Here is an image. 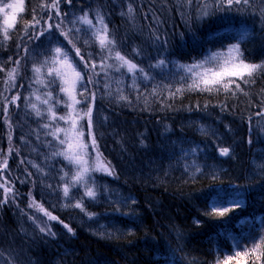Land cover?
<instances>
[{
  "label": "trees",
  "instance_id": "obj_1",
  "mask_svg": "<svg viewBox=\"0 0 264 264\" xmlns=\"http://www.w3.org/2000/svg\"><path fill=\"white\" fill-rule=\"evenodd\" d=\"M11 1L0 0V6ZM23 1L11 28L0 18V168L5 160L8 164L0 183L13 187L8 202L0 203V264H225L236 252L244 253L245 260L232 259L231 264H264V116L258 115L264 113V19L258 18L264 0H250L257 15L246 6L203 19L182 7L183 0H73L71 8L61 0V11H69L82 29L74 42L85 60L101 48L83 32L87 26L78 20L81 9L90 18L96 12L104 15L109 38L116 36L115 49L139 70L150 71L159 59L169 68L196 65L235 44L246 63L262 65L252 77H244L254 83L223 78L229 91L218 84L197 88L188 81L167 87L152 76L148 88L129 96L126 88L110 85L100 73L91 105L92 131L101 161H110L115 175L90 173L100 189L94 200L83 195V187L68 197L61 192L60 176L68 169L50 134L57 120L45 116L44 103L49 99L57 116L65 111L61 79L55 75L52 83L49 76V88L43 78L36 83L35 68H44L47 78L49 68L31 55L15 65L24 55L19 49L34 46L24 37L25 31L31 32L33 9L39 18L40 4L47 2ZM129 4L132 14L127 12ZM66 51L62 48L61 54ZM67 58L76 71H83L74 52ZM13 67L14 81L9 79ZM17 92L18 107L8 105L9 127L3 119L4 97ZM83 121L86 144L95 157L87 118ZM221 147L229 148L228 156L219 154ZM48 184L53 187L47 189ZM15 193L19 195L13 202ZM33 197L34 204L58 217L47 221L54 236L41 233L32 219L36 213L44 216L29 207ZM81 200L83 211L74 207ZM234 201L241 206L224 216L210 214V205ZM260 236L257 257L250 249Z\"/></svg>",
  "mask_w": 264,
  "mask_h": 264
},
{
  "label": "snow or ice",
  "instance_id": "obj_2",
  "mask_svg": "<svg viewBox=\"0 0 264 264\" xmlns=\"http://www.w3.org/2000/svg\"><path fill=\"white\" fill-rule=\"evenodd\" d=\"M22 3L23 0H20ZM179 2V0H178ZM63 3L69 8L73 6V0H63ZM61 0H47V2H42L40 4V9L42 10L40 17L37 18L36 9H33V17H32V23L30 24L31 32L25 31L24 37L27 38V41L29 44L34 45L31 49L29 47H21L19 49L20 52H22L24 55L23 57L17 58L15 60V65L19 66L21 59L27 60L28 56H34L38 62H40L42 65H47L49 68L48 75L50 77H53L52 83L55 82V75L58 72V69H56L54 66L57 63L65 62L67 60L68 54L74 52L75 56L80 58V62H83V71H76L73 69L74 72V79L71 81H68L65 79V84H69V87H65L62 90L69 95V99L71 100V104L66 103V107H71L72 104H80L82 101L77 100L75 98V95L73 94L74 90L79 87V93L82 97L83 102L85 103L86 110L83 111V115H79L80 119L87 118L88 121V129H89V137H90V145L95 153V160L96 164L93 168L89 169L87 166V161L83 159V155L79 151H74L73 149H83L84 153L87 154L86 150L88 148V144H84L81 141V137H83L84 132L82 129L77 128V120L71 116V114L67 115H61L59 117L56 116L55 112H52L53 120H62L65 121V123H68L70 125L69 128H62L58 125L54 126L53 131L50 133L53 138L58 141L60 144H66L68 152L65 153H58V155H63L64 158L68 161L67 165H64V167H68L69 165H75L76 166V172L74 176L72 177V181L75 185L78 187H83L84 193L83 195L92 198L93 200L99 195L100 189L96 187L95 178L91 176V172H103L109 176L115 175V170L113 167H111V162L101 161L102 153L99 151V146L97 144L96 136L94 132L92 131L93 128V122H92V107L91 105L94 104V101L96 99V93H95V86L100 84V80L97 79V77L100 76V73L96 71L97 69V61L92 58L91 55L88 56V59L85 60V57L81 55V49L76 46V43L74 41L79 39V33H81L82 29L80 27L76 26V19L72 15H70L69 11H61ZM182 7H186L188 9H191L192 12L198 13L199 15L196 16V19H203L206 16L215 15L216 12H239L242 9H244L246 6L250 9L251 15H257V12L255 9L251 8L250 0H183V3L181 5ZM8 9H16L18 7L17 4H7L5 6ZM5 11L4 7H0V12ZM133 8L129 4L127 12L128 14L133 13ZM82 15L78 17V20L81 24L86 25L87 28L83 29V32L86 35H90L98 39L101 52L99 54L100 60V67L101 69H104L105 67L112 68L114 71L119 72L120 68L124 65H127L128 71L131 72L133 69L137 67L136 64L132 63L130 60L126 59L124 55H121V52L119 50H115V45L117 43L116 36L113 34L111 38H109L108 35V25L105 22V17L99 12H96L93 14V16L90 18L88 15V11L86 9H81ZM46 13V14H45ZM14 15V14H13ZM147 18V17H146ZM258 18L264 19V9H261L259 12ZM96 21L94 24L93 21ZM8 22L7 20L5 21ZM71 34V35H70ZM63 37V40L60 38ZM43 38V39H42ZM5 39H10L7 33H5ZM155 39L157 41L161 40V37L159 35L155 36ZM64 41H67V44L64 43ZM84 43H88L87 40L84 41ZM164 44H167V40H164ZM59 45L55 47V53L56 56H53L52 54V45ZM71 45V48H68L67 46ZM62 48L66 49L67 51L61 55ZM235 50L236 55L231 58L230 61H227L226 63H230V67L225 68L223 71L214 73V79L203 80V83L205 85H208L209 83L212 84H218L222 85L223 89L225 91L230 90L229 83H222L223 78L225 76L228 77H238L240 80L244 81V83H254V80L248 81L244 80L245 75L248 77H252L253 73L256 72L257 69L261 68V64L257 63H246L245 59L243 58V53L240 52V45L235 44L232 46V48L229 49V52L232 53ZM113 51H114V57H113ZM136 51V54L139 55L138 50ZM108 59H114L117 62H123V64H116V65H106V61ZM210 59L215 60L216 57H211ZM51 61V62H50ZM166 61L165 59H159L155 67H163L165 66ZM151 67V65H150ZM183 67V65H181ZM196 67H199L197 65ZM0 71H3V68L0 67ZM41 71L40 67L35 68V72L39 73ZM140 72L142 73L144 79H151L149 74L145 72L142 68L140 69ZM15 73H16V67H13L11 72L9 73V79L15 80ZM107 72H105V76H107ZM133 80H135V74H133ZM15 85L13 84V87ZM23 85H21L22 87ZM236 89L243 91L241 89V86L239 83H236L235 85ZM219 90V89H217ZM137 91L139 89L137 88ZM175 93H171V95H174ZM247 94V93H245ZM50 96L51 93H48ZM233 95H235V92H233ZM39 98V97H37ZM120 99H124L123 96L120 97ZM20 100V95L17 92L15 95H12L11 97L5 96L4 97V121L5 123L9 124V127H11V123L7 118V112H8V105H16L18 107L17 102ZM45 104L48 103V100L44 101ZM54 103H59V100L57 99ZM37 115L39 116L40 113L38 112ZM258 115L264 116V113H258ZM45 128H49V124H44ZM59 133H64V138L62 139L59 135ZM11 139V137H10ZM71 141V142H69ZM251 142V141H249ZM12 151V149H9V153ZM219 154L221 156H228L229 155V148L227 147H221L219 149ZM23 163V161H22ZM8 164L7 160L4 161L2 168H0V173H2L3 169H7ZM33 167H36L33 165ZM38 171H42L41 169H38ZM69 171H71V168H69ZM63 172V169H62ZM29 176H31V173H28ZM87 175V179H85V176ZM68 176V172H63V175L61 179ZM7 181L5 183H0V188L4 189L3 194H0L2 196V200H0V203H7L9 200V193H13V187H6ZM91 184L92 186H89ZM52 185H49V188H52ZM55 190V189H54ZM18 193H15L12 195L11 199L13 202H15L16 197L18 196ZM31 195V194H30ZM69 195V187L67 184L63 187V196L68 197ZM35 198H32V202L29 203V207H37L39 211H42L44 213V216L48 218V221H57L58 217L55 215H52L51 212L46 211L43 209L41 205L34 204ZM132 203H135L133 200ZM239 201H234L232 205H224V206H218V205H210V214L212 212H215V214L219 216H224L230 211H232L235 207H240ZM75 208L84 210L83 202L78 201L74 204ZM94 214H88L89 219L93 218ZM32 218V217H30ZM35 221V218H32ZM63 223V222H61ZM37 226L39 227V231L41 233H44L45 235H52L55 234L51 231V227L47 223V221H42L37 223ZM63 226L68 230V232H72L73 230L69 228L67 224H63ZM235 255L239 256L240 253L236 252ZM232 257L229 256L228 260L225 261V264H231Z\"/></svg>",
  "mask_w": 264,
  "mask_h": 264
},
{
  "label": "rangeland",
  "instance_id": "obj_3",
  "mask_svg": "<svg viewBox=\"0 0 264 264\" xmlns=\"http://www.w3.org/2000/svg\"><path fill=\"white\" fill-rule=\"evenodd\" d=\"M23 3H24V1L21 3L20 0H12L11 4H17L18 5V7L16 9H8L5 6H0V7L5 8V11L0 12V18L3 20L2 23L4 24L5 28L6 27L11 28L14 25L17 14L19 13V11H21ZM6 20L8 21L7 23L5 22ZM90 37L93 38V36H90ZM94 39H96V38L94 37ZM97 41H98V39H97ZM230 48H232V46L228 47L225 51H221V52L213 54L212 56L204 59L202 62H200L196 65L184 66V67L174 65V66H171V68L166 67V66L165 67H154V68H151L150 71L149 70H147V71L144 70V71H146L150 77L155 76L154 78H158L159 80H155V82H157V84H161L163 86L167 85V87H168V85H170V84L171 85L172 84L177 85L180 81H188V84L191 83L194 86H196L197 88L202 87L203 85H205L203 83V80H205V79L212 80L215 78L214 73L223 71L225 68H228L231 66L230 63H226V62L230 61L231 58L236 55V52L234 50L232 53H230L229 52ZM100 52H101V49L99 51V54H100ZM99 54L93 56V59L97 61V65H98L96 71L101 73L102 75L104 74V77L106 78L108 83L110 82V85H113V86L115 85V87L126 88L125 90H127V92H128L127 96H129V94H135L132 92L137 91V88L138 89L148 88L149 85L154 82V81H152V79H147V80L144 79L142 73L137 68H135L131 72H129L127 65H124L123 67H121L119 72H116L112 68H108V67L101 69L100 63H99V60H100ZM114 54L115 53L113 51V57H114ZM214 56L216 57L215 60L210 59L211 57H214ZM105 63H106V65L123 64V62H117L114 59H108ZM197 65H199V67H196ZM54 67L56 69H58V72L56 73V75L59 77V79H61L62 89L65 87H69L70 85L65 84L64 81H65V79H67L68 81H71L72 79H74L73 69H75V70H77V69L72 65V63L70 62V60L68 58L65 62H60V63L55 64ZM44 72H45L44 68L41 69V71L39 73L35 72L36 76L34 77V79H35V82L37 83V81H36L37 79L43 78V82L46 81L45 83L48 84V88H49V83H48L49 82V75H48V78L45 77ZM105 72L108 73L107 76H105ZM133 74H135V80H133ZM227 78H233V77H228V76L224 77V79H227ZM208 85L210 86V85H212V83H209ZM61 91H62L61 93H63V99H62L63 102H61V103H63L62 107L65 108V111L62 110L61 115L71 114V116L77 120V128L82 129L84 132L83 137H81L80 139L84 144H86L87 142H86V138H85V132L86 131H85V126H84V121H83V119L79 118V115H83L82 110H85V109H83L84 104H83L82 97L80 96V93H79V87L77 86V88L74 90L73 94L75 95V98L77 100H81L82 102L80 104H72L71 107H66V103H65V102H67L69 104L72 103L71 100L69 99L68 93L64 92L63 90H61ZM127 96H126V98H127ZM47 100H48V103L46 104V106L48 108V113H46L45 116H48V119L51 120V119H53L52 112H54V108L51 106L49 108V105H51V104L49 102V99H47ZM35 101L38 105H40L38 103V101H39L38 98ZM78 113H79V115H77ZM59 116H57V117H59ZM56 124H58L59 127L66 128V129L70 127V125L68 123H65V121L58 120V119H57ZM59 135L62 139L64 138V133H59ZM55 142H56V145L58 146V149L60 150L59 153H65V152L69 151L67 148V143L62 145L58 141H55ZM69 142H71V141H69ZM73 150L81 152V154L83 155V159L88 162L87 166L89 167V169L93 168L95 166V164L97 163L95 161V157L91 154V151L88 148L86 150L87 154H83L84 153L83 149H73ZM63 159H64V163H66V165H67L68 161L65 158H63ZM69 168H71V171H69ZM67 169H68V171H67L68 176L61 179V176H62L61 175L59 183H61L63 181V187L65 184H67L69 187V194H71L72 192H70V191H73V189L78 188V186L75 185L72 181V177L74 176L77 169H76L75 165H69L67 167ZM85 177H87V175ZM48 186H49V184L46 185L47 189H49ZM63 187L61 188L62 194H63ZM76 195H77V193L74 194V196H76ZM232 204L233 203L228 204V205H232ZM35 221H36L35 224L42 222V221H45L44 216H42L40 213L39 214L36 213ZM46 221H48V220L46 219ZM262 238H263V236H260V238L257 239V241L255 243H253V245L250 249L251 252L254 255H256L257 257L260 256V251H261L260 249H261L262 240H263ZM245 257L246 256L244 253H240L239 256L236 255V256L232 257V259H235L236 261L242 262L243 260H245Z\"/></svg>",
  "mask_w": 264,
  "mask_h": 264
}]
</instances>
